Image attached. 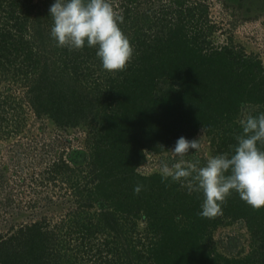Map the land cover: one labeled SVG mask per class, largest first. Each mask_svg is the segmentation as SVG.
Here are the masks:
<instances>
[{"label": "trees", "instance_id": "1", "mask_svg": "<svg viewBox=\"0 0 264 264\" xmlns=\"http://www.w3.org/2000/svg\"><path fill=\"white\" fill-rule=\"evenodd\" d=\"M54 2L0 0V137L21 133L31 111L84 128L89 157L79 168L52 161L49 179L72 190L76 208L54 226L41 219L0 234V264H264V207L233 191L222 215L203 218L202 193L139 171L147 151H172L201 130L213 156L231 155L244 107L264 112L262 60L214 42L206 2L113 0L134 54L125 70L109 72L96 48L57 46ZM237 222L250 236L243 257L213 244L216 230Z\"/></svg>", "mask_w": 264, "mask_h": 264}, {"label": "rangeland", "instance_id": "2", "mask_svg": "<svg viewBox=\"0 0 264 264\" xmlns=\"http://www.w3.org/2000/svg\"><path fill=\"white\" fill-rule=\"evenodd\" d=\"M41 2L42 0H34ZM145 1V0H144ZM166 0H146L158 6ZM209 6L210 18L218 26L213 35L216 44H232L246 54L258 56L264 64V0H197ZM164 88V86H161ZM1 88L20 90L16 84L2 81ZM255 107H244L243 118ZM27 127L16 136L0 137V234L7 236L21 225L47 220L56 225L69 210L76 208L72 190L62 181H51L47 172L52 161L63 156L72 166H84L89 157L82 127L65 128L48 118L28 113ZM200 150L190 149L184 158H198L203 165L213 156L210 138L201 130ZM191 139V140H192ZM172 151H147V159L139 168L143 174L159 172L163 162L172 163ZM83 174V173H81ZM141 227L144 222H140ZM52 227V226H51ZM215 247L229 255L244 256L249 251L250 236L242 222L220 227L213 235Z\"/></svg>", "mask_w": 264, "mask_h": 264}, {"label": "clouds", "instance_id": "3", "mask_svg": "<svg viewBox=\"0 0 264 264\" xmlns=\"http://www.w3.org/2000/svg\"><path fill=\"white\" fill-rule=\"evenodd\" d=\"M49 13L53 20L51 37L58 47L70 51L85 45L96 48L102 67L109 72L123 71L131 61L134 48L120 28L123 16L113 0H55ZM242 132L235 136L236 145L228 152L217 154L202 165L198 158L184 159L194 149L200 150L199 139L181 136L175 142L171 165L163 162L159 169L163 181L171 178L182 182L192 192L202 193L203 218L222 215L223 205L233 191L252 208L264 207V112L247 115L239 120ZM142 185H136L139 194Z\"/></svg>", "mask_w": 264, "mask_h": 264}]
</instances>
